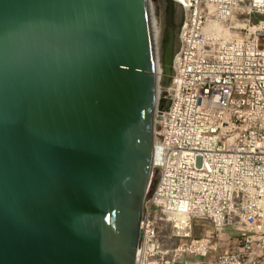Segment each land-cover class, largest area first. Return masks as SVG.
<instances>
[{
  "label": "water",
  "instance_id": "1",
  "mask_svg": "<svg viewBox=\"0 0 264 264\" xmlns=\"http://www.w3.org/2000/svg\"><path fill=\"white\" fill-rule=\"evenodd\" d=\"M151 0H0V264H135L161 76Z\"/></svg>",
  "mask_w": 264,
  "mask_h": 264
},
{
  "label": "built area",
  "instance_id": "2",
  "mask_svg": "<svg viewBox=\"0 0 264 264\" xmlns=\"http://www.w3.org/2000/svg\"><path fill=\"white\" fill-rule=\"evenodd\" d=\"M172 2L182 20L135 264H264V0Z\"/></svg>",
  "mask_w": 264,
  "mask_h": 264
},
{
  "label": "rangeland",
  "instance_id": "3",
  "mask_svg": "<svg viewBox=\"0 0 264 264\" xmlns=\"http://www.w3.org/2000/svg\"><path fill=\"white\" fill-rule=\"evenodd\" d=\"M151 8L153 10V17L155 24L158 28L159 35L157 38L158 41V48H159V56L161 60V64H163V54L166 49V46L169 41V30H168V17L171 13V22H172V28L174 30L175 34V41H174V52L178 48V43H177V34L179 30V26L182 20V13L180 8L175 5L172 0H151ZM163 78H164V74ZM161 82V81H160ZM164 83V80H163ZM159 174L156 171L153 178H152V183L150 186V191H154L157 181H158ZM208 228L203 225H198L196 227L193 226L191 230V235L194 238H202ZM173 229L169 226H166L163 228V233L162 235L166 238V244L168 245H178L179 240H174L170 239V235L172 234Z\"/></svg>",
  "mask_w": 264,
  "mask_h": 264
},
{
  "label": "bare ground",
  "instance_id": "4",
  "mask_svg": "<svg viewBox=\"0 0 264 264\" xmlns=\"http://www.w3.org/2000/svg\"><path fill=\"white\" fill-rule=\"evenodd\" d=\"M152 9V8H151ZM153 11V10H152ZM153 23H154V30H155V35H156V37L158 38V35H159V31H158V28H157V26H156V24H155V21L153 20ZM160 76H161V74H160ZM160 154V151L158 150V149H155V160L157 161V159H158V155ZM182 222H185V217H180L179 219H178V225H182L181 223ZM186 236V235H185Z\"/></svg>",
  "mask_w": 264,
  "mask_h": 264
}]
</instances>
